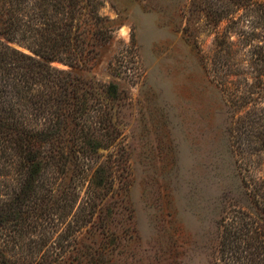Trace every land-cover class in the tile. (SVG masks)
I'll return each instance as SVG.
<instances>
[{
  "label": "rangeland",
  "instance_id": "1",
  "mask_svg": "<svg viewBox=\"0 0 264 264\" xmlns=\"http://www.w3.org/2000/svg\"><path fill=\"white\" fill-rule=\"evenodd\" d=\"M243 6L102 0L99 12L111 19V38L96 47L87 68L73 72L101 90L116 86L99 105L113 144L84 160L87 172H110L111 183L98 186L93 220L75 227L69 239L71 215L59 208L47 225L49 238L33 252L53 258L32 256L31 264H247L221 244L223 225L243 210L234 205L241 176L264 177V155L246 160L235 145L232 156L229 137L240 135L244 97L258 82L248 61L255 41L242 32L250 30L254 12ZM213 11L228 16L214 21ZM251 97L253 105L259 102L257 94ZM89 190L87 181L78 182L77 205ZM25 252L17 253L19 260Z\"/></svg>",
  "mask_w": 264,
  "mask_h": 264
},
{
  "label": "trees",
  "instance_id": "2",
  "mask_svg": "<svg viewBox=\"0 0 264 264\" xmlns=\"http://www.w3.org/2000/svg\"><path fill=\"white\" fill-rule=\"evenodd\" d=\"M226 1L243 3L255 18L250 30L242 32L246 40L255 41L248 61L258 72V82L244 97L240 135L229 134L232 156L236 145L248 160L253 153L264 155V0ZM101 2L0 0V264H31L32 256L37 262L53 258L33 252L49 238L47 225L55 213L61 209L64 216L71 215L69 236L75 227L93 220L97 188L111 183L110 172L104 174L100 167L87 172L84 160L113 144V130L99 105L101 96L108 102L106 94L114 93L116 86L102 85L101 90L73 72L87 68L96 47L111 38V19L100 14ZM212 15L214 21L228 16L218 11ZM254 93L258 106L251 103ZM80 181H87L90 195L77 205ZM241 182V196L234 198V205L243 210L223 225L221 244L237 260L264 264V177L242 175ZM35 233L39 240L32 238ZM23 248L26 252L19 260L17 253Z\"/></svg>",
  "mask_w": 264,
  "mask_h": 264
}]
</instances>
